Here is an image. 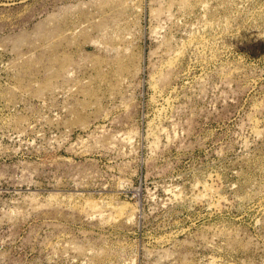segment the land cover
I'll return each mask as SVG.
<instances>
[{
	"label": "rangeland",
	"instance_id": "rangeland-1",
	"mask_svg": "<svg viewBox=\"0 0 264 264\" xmlns=\"http://www.w3.org/2000/svg\"><path fill=\"white\" fill-rule=\"evenodd\" d=\"M0 264H264V0H0Z\"/></svg>",
	"mask_w": 264,
	"mask_h": 264
}]
</instances>
